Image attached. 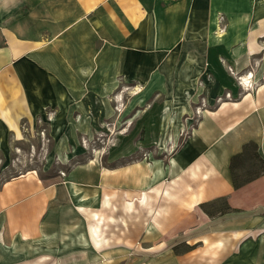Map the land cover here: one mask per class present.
<instances>
[{
  "label": "crops",
  "instance_id": "0c3cea01",
  "mask_svg": "<svg viewBox=\"0 0 264 264\" xmlns=\"http://www.w3.org/2000/svg\"><path fill=\"white\" fill-rule=\"evenodd\" d=\"M133 88L153 102L122 132L157 144L195 106L184 141L5 178L0 264H264V173L230 174L248 141L264 158V0H0L3 146L47 109L66 137L116 127Z\"/></svg>",
  "mask_w": 264,
  "mask_h": 264
},
{
  "label": "rangeland",
  "instance_id": "374dc122",
  "mask_svg": "<svg viewBox=\"0 0 264 264\" xmlns=\"http://www.w3.org/2000/svg\"><path fill=\"white\" fill-rule=\"evenodd\" d=\"M132 91H135L134 88L122 101L121 120L117 122L116 127L114 123L109 122L105 123L103 130L83 133L82 129L87 126V123L82 121L77 122V125L83 124L81 129L74 130L72 132L74 136L66 137L60 131V127H57L60 125L52 120L54 111L51 109H47L45 114L37 117L33 123L21 121L22 135L18 137L19 139L9 134L4 141V146L0 141V182L27 170L28 173L35 172L41 177L64 175L71 166L90 159L107 164L114 156H117L119 149L134 148L139 144L141 146L130 156L131 158H148V160L160 158L167 161L195 125L197 107H192L191 113L194 114L191 116L193 115L194 118L191 117L189 122L186 123L184 119L178 122L179 132H171L177 124L175 122L157 123L159 129H164V132L163 136L156 138L157 144H152V138H146L144 132L134 137L128 136L127 131L122 132L125 125L131 124L129 117L136 111L139 113L138 120L145 118L142 112L150 106L148 104L153 102L151 96ZM200 101L201 97L198 102ZM108 125H111V128ZM171 133L176 136L171 137ZM223 207H225L223 201H217L207 205L206 209L215 211Z\"/></svg>",
  "mask_w": 264,
  "mask_h": 264
},
{
  "label": "trees",
  "instance_id": "16d2710c",
  "mask_svg": "<svg viewBox=\"0 0 264 264\" xmlns=\"http://www.w3.org/2000/svg\"><path fill=\"white\" fill-rule=\"evenodd\" d=\"M263 173L264 158L259 155L257 145L253 141H248L243 144L241 151L232 155L230 158V174L235 188L240 187ZM219 201H223L225 207L215 211H209L206 207L207 205L214 203L211 202L206 205L203 204L204 210L208 214H213L216 211H223L228 208L224 200Z\"/></svg>",
  "mask_w": 264,
  "mask_h": 264
},
{
  "label": "built area",
  "instance_id": "2783aa9c",
  "mask_svg": "<svg viewBox=\"0 0 264 264\" xmlns=\"http://www.w3.org/2000/svg\"><path fill=\"white\" fill-rule=\"evenodd\" d=\"M239 80H243V78L240 76V77H239ZM248 83H249V82H248Z\"/></svg>",
  "mask_w": 264,
  "mask_h": 264
}]
</instances>
